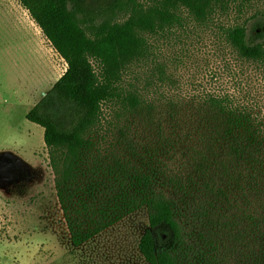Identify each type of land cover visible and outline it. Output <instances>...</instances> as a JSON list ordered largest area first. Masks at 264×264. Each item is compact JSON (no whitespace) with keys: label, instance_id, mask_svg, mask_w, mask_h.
<instances>
[{"label":"trees","instance_id":"16d2710c","mask_svg":"<svg viewBox=\"0 0 264 264\" xmlns=\"http://www.w3.org/2000/svg\"><path fill=\"white\" fill-rule=\"evenodd\" d=\"M17 2L66 65L25 119L71 245L144 208L146 264H264V119L247 89L264 81V0ZM190 24L213 27L220 67L186 94L154 41Z\"/></svg>","mask_w":264,"mask_h":264},{"label":"rangeland","instance_id":"374dc122","mask_svg":"<svg viewBox=\"0 0 264 264\" xmlns=\"http://www.w3.org/2000/svg\"><path fill=\"white\" fill-rule=\"evenodd\" d=\"M214 31L190 24L154 41L157 57L175 71L186 94L212 87V72L220 67ZM65 69L17 0H0V264H146L137 248L148 227L144 208L71 245L43 129L25 119ZM247 89L264 119V81Z\"/></svg>","mask_w":264,"mask_h":264},{"label":"crops","instance_id":"0c3cea01","mask_svg":"<svg viewBox=\"0 0 264 264\" xmlns=\"http://www.w3.org/2000/svg\"><path fill=\"white\" fill-rule=\"evenodd\" d=\"M25 11V10H24ZM26 12V11H25ZM61 59V58H60ZM66 66V65H65Z\"/></svg>","mask_w":264,"mask_h":264}]
</instances>
